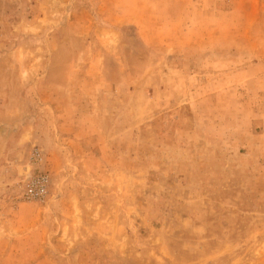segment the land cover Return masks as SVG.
Here are the masks:
<instances>
[{
    "label": "rangeland",
    "instance_id": "374dc122",
    "mask_svg": "<svg viewBox=\"0 0 264 264\" xmlns=\"http://www.w3.org/2000/svg\"><path fill=\"white\" fill-rule=\"evenodd\" d=\"M0 121V264H264V0H0Z\"/></svg>",
    "mask_w": 264,
    "mask_h": 264
},
{
    "label": "built area",
    "instance_id": "2783aa9c",
    "mask_svg": "<svg viewBox=\"0 0 264 264\" xmlns=\"http://www.w3.org/2000/svg\"><path fill=\"white\" fill-rule=\"evenodd\" d=\"M44 153L39 149H34L31 155V165L42 164ZM51 178L49 174L40 171L30 174L24 184L23 198L31 202H44L49 194Z\"/></svg>",
    "mask_w": 264,
    "mask_h": 264
},
{
    "label": "crops",
    "instance_id": "0c3cea01",
    "mask_svg": "<svg viewBox=\"0 0 264 264\" xmlns=\"http://www.w3.org/2000/svg\"><path fill=\"white\" fill-rule=\"evenodd\" d=\"M250 12L252 15L254 14V8L250 7ZM1 119H4L3 117ZM2 121H0L1 123ZM6 123V122H5ZM13 135L12 133L9 134L8 129L6 128V124L0 126V160H2V157H4L5 161H8L9 154H6L8 144L10 141H12Z\"/></svg>",
    "mask_w": 264,
    "mask_h": 264
}]
</instances>
